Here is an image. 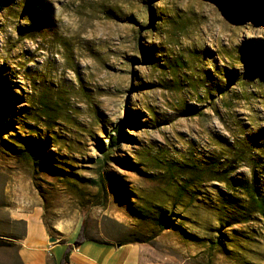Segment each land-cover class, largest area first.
Returning <instances> with one entry per match:
<instances>
[{
  "label": "rangeland",
  "instance_id": "rangeland-1",
  "mask_svg": "<svg viewBox=\"0 0 264 264\" xmlns=\"http://www.w3.org/2000/svg\"><path fill=\"white\" fill-rule=\"evenodd\" d=\"M243 183L264 197V0H0V264L38 205L141 264H264Z\"/></svg>",
  "mask_w": 264,
  "mask_h": 264
},
{
  "label": "crops",
  "instance_id": "crops-1",
  "mask_svg": "<svg viewBox=\"0 0 264 264\" xmlns=\"http://www.w3.org/2000/svg\"><path fill=\"white\" fill-rule=\"evenodd\" d=\"M26 222V232L21 238L20 255L25 264H57L61 261L69 245L74 243L77 231L67 239L50 240L41 206L20 215ZM65 242H62V241ZM119 243L86 240L74 247L69 264H141V249L135 243L121 246ZM58 250V252H55Z\"/></svg>",
  "mask_w": 264,
  "mask_h": 264
},
{
  "label": "trees",
  "instance_id": "trees-1",
  "mask_svg": "<svg viewBox=\"0 0 264 264\" xmlns=\"http://www.w3.org/2000/svg\"><path fill=\"white\" fill-rule=\"evenodd\" d=\"M123 124H124V121L118 122L115 126L114 134L110 135V137H109V148L110 149L119 145L122 138H125V132L123 131ZM244 154H245L244 157L247 158V153L244 152ZM103 156H104V159L108 158V156H109L108 149L104 150ZM242 160H245V159L242 158ZM214 167H216V166L213 162H209V163H207L206 166H203V167H199V165L187 164V165H184V167H182L180 169V172L187 174L185 172V170L189 168V169L197 170V172H202V173L209 172V173H211V172L215 171ZM190 172H191V174H193V171H190ZM212 179L226 182V184H228L232 188L234 187L233 182L230 181L226 172L215 173V175H213ZM92 182L94 183V185L98 189V198L101 201L106 200L108 198V189H107V185H106V182H105V179L103 178V176L100 175L98 178L94 179ZM242 188L247 191V193L250 196L252 203L254 204L256 210L258 212H260L262 215H264V197L258 193L257 189H255V187L252 184L243 183ZM86 240H94V241L106 243V241L98 240V239L93 238L90 235H88L87 228H86L85 224L83 223L79 229L78 237L76 238V240L74 241V243L72 245L68 246L66 252L64 253L63 258L61 259V261L57 262V264H69L70 263V254H71L72 250L74 249V247L75 246L79 247ZM62 242H65V241L63 240ZM131 242L132 241L122 240L119 243H121L123 245V244L131 243ZM11 245H13V243L0 241V246H11Z\"/></svg>",
  "mask_w": 264,
  "mask_h": 264
},
{
  "label": "water",
  "instance_id": "water-1",
  "mask_svg": "<svg viewBox=\"0 0 264 264\" xmlns=\"http://www.w3.org/2000/svg\"><path fill=\"white\" fill-rule=\"evenodd\" d=\"M50 240H51L52 242H56V241H57V238L52 236V237L50 238ZM118 245L121 246L122 244L119 243Z\"/></svg>",
  "mask_w": 264,
  "mask_h": 264
}]
</instances>
